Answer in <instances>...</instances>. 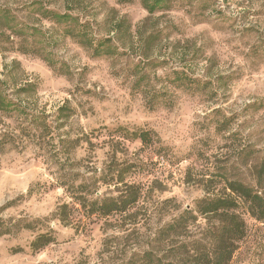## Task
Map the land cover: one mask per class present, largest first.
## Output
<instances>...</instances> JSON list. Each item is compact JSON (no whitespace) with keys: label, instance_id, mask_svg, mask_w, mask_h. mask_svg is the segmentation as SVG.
I'll return each instance as SVG.
<instances>
[{"label":"rangeland","instance_id":"1","mask_svg":"<svg viewBox=\"0 0 264 264\" xmlns=\"http://www.w3.org/2000/svg\"><path fill=\"white\" fill-rule=\"evenodd\" d=\"M75 16L90 38L111 37L117 52L95 55L79 43ZM140 62L151 75L145 87L165 94L155 109L147 90L132 87L131 67ZM176 68L198 78L196 86L171 83ZM0 82L25 109L0 111V134L16 136L15 144L0 145V218L44 220L35 230L0 236V264H125L153 247L169 254L168 247L201 232L202 218L186 233L157 241L162 227L205 195L202 178H222L228 167L231 177L257 184L253 165L264 161V0H170L153 14L141 0H0ZM24 113L45 115L54 139L40 145L20 137L29 126L39 131ZM142 127L161 141L143 146L122 136ZM64 137L79 142L61 147ZM248 145L258 152L246 165L239 152ZM115 157L133 164L127 180L144 189L134 210L93 220L76 212L70 223L56 218L57 206L72 200L62 187L40 184L54 181L62 163L92 174ZM245 219L247 234L229 264H264V222ZM49 230L56 241L33 251L31 242Z\"/></svg>","mask_w":264,"mask_h":264},{"label":"trees","instance_id":"2","mask_svg":"<svg viewBox=\"0 0 264 264\" xmlns=\"http://www.w3.org/2000/svg\"><path fill=\"white\" fill-rule=\"evenodd\" d=\"M141 1L150 14L168 8L170 2V0ZM56 16L64 19L68 15L65 13ZM73 19L78 22L79 28L72 34L78 39L79 43L92 47L95 55L108 54L112 56L117 52L111 37L97 40L90 38L87 34L86 23L79 22L77 16ZM140 65L141 62L135 63L131 67V74L135 76L132 87L136 91L147 90L146 92L150 94L147 105L150 109H155L157 107L156 100L165 94L156 87H152L151 91L148 87H145V84L150 82L151 75L143 71ZM151 65L154 67L159 66L157 63ZM169 75L168 77H172L170 82L178 84L176 85L178 87H195L194 84L198 82V78L184 69H172ZM23 90H26V88ZM65 108H59L60 116L64 114ZM0 111L9 116L16 111L25 112L22 104L10 98L2 89L1 84ZM25 116L28 117L27 120L30 124L39 131L29 126L27 130L25 128L21 130L20 137L27 138L28 141L37 142L40 145L48 142L50 138L54 139L51 133L52 125L47 121L45 115L26 113ZM60 118L58 117V120ZM221 126L220 124L219 129H221ZM116 130L125 129L119 127ZM122 136L139 140L143 146L156 145L161 141L155 130L144 127L132 132L126 131ZM15 138L16 136L11 134L1 133L0 145L5 141L15 144ZM47 138L49 139L47 140ZM75 142H79V139L64 137L60 138L59 145L68 148ZM160 149H164V147L161 146ZM257 152L258 150L254 147L245 146L240 149L239 160L244 161L247 165L256 158ZM64 164H60V172L55 176L54 181L50 184H40L44 190L55 185L62 187L71 198L72 203L59 204L54 212L55 217L63 223L72 222L76 212L81 213L83 217L90 220H93L94 217L100 219H107L110 216L124 217L134 210L143 195L144 189L141 184L127 180L128 174L134 172L131 169L132 163L126 164L115 157L104 168L96 169L92 174L66 169ZM253 169L258 179L256 186L250 185L241 177H231L228 167L220 173L222 178L215 174L205 179L202 178L199 182L202 184L205 195L197 200L194 208L184 209L162 227L158 231L157 241L162 242L166 236L186 233L202 218L204 225L200 234L182 242L179 246L168 247L169 254L165 252L161 254L158 248L153 247L139 252L136 254L138 259H130L125 264H180V259L184 256L188 260L187 264H229L239 246V242L247 234L245 215L249 214L257 221L264 222V161H262L260 167L254 164ZM102 185L113 187L114 192H100L99 186ZM32 190L29 191V194ZM15 202L16 200L11 201L9 204L12 205ZM43 221L42 219L32 221L22 218L9 224L0 218V236L16 233L20 229L35 230L37 224ZM55 241L56 237L52 230L42 232L31 242V249L38 252Z\"/></svg>","mask_w":264,"mask_h":264}]
</instances>
